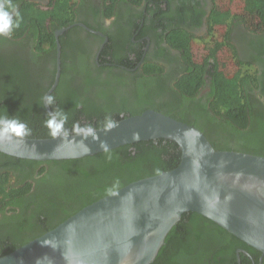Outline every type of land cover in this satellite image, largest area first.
Segmentation results:
<instances>
[{"label": "trees", "instance_id": "16d2710c", "mask_svg": "<svg viewBox=\"0 0 264 264\" xmlns=\"http://www.w3.org/2000/svg\"><path fill=\"white\" fill-rule=\"evenodd\" d=\"M17 1L20 0H14V3ZM247 2L249 6L245 7L239 1L226 0V12L218 10L212 16L215 19H210L214 34L218 33L220 39L225 36L217 28L226 22L225 58L218 54L221 48L218 42L220 45L209 56L214 58V62L206 58L200 65L195 64L189 31L173 30L170 44L181 50L186 67L177 79L176 88L169 89L163 85L160 75L164 71L163 66L147 62L145 72L154 75L147 78L136 75L139 70L137 62L114 53L116 47L111 41L103 51L105 57L101 62L115 65L98 67L90 62L81 67L77 61L79 43L73 42L81 29L75 25L78 10L74 9L73 2L70 0V4L65 6L70 11L67 16L64 13L63 17L54 19L52 14L59 8L58 0H51L49 8L44 9L41 3L39 8L23 0L18 9L22 17L20 27L12 32L14 39L0 35V115L25 122L31 129V134L26 137H51L45 126L48 111L44 95L52 86L57 72L56 31L70 27L59 37L62 45L61 77L51 94L54 100L50 105L53 111L60 109L66 112L65 128L69 133H73V125L77 123L102 128L106 116L117 122L147 109H155L199 127L216 149L264 156V46L256 49L247 47V52L243 50L238 55L230 39L233 38L230 31L244 21V26H255L264 33V0ZM107 55H111L110 61ZM229 59H232V64H229ZM120 65L126 68L118 67ZM128 68L135 71L130 73ZM205 74L213 81L210 105L212 103L215 116H208L203 111L208 109L207 105L199 104L197 99L207 79ZM156 88L162 89L163 93L159 94L167 96V101L158 105L165 106L168 112L153 103L151 93ZM184 105L188 113L179 117L178 106ZM217 117L223 123L216 126L223 131L221 142L210 135L216 129L213 125ZM181 154L179 144L169 139L144 140L93 156L45 163L0 153V210H19L8 223L0 225L1 229L4 224L0 232V257L130 182L176 168ZM14 167L19 171V181L15 184L11 182L13 175L10 171ZM37 176H41L38 190L27 197L33 184L30 180ZM44 182L52 184L53 188L39 186ZM49 192L54 194L49 196ZM207 239L216 242L230 240L233 247L228 250L231 256L229 264H238L235 252L238 244L244 245L257 258V263L263 254L207 217L187 212L171 230L151 264H201L205 250L203 244ZM198 250L199 255L196 254ZM240 256L242 264H251L247 255L240 253ZM214 259L213 264L225 263L216 256Z\"/></svg>", "mask_w": 264, "mask_h": 264}, {"label": "water", "instance_id": "95a60500", "mask_svg": "<svg viewBox=\"0 0 264 264\" xmlns=\"http://www.w3.org/2000/svg\"><path fill=\"white\" fill-rule=\"evenodd\" d=\"M56 31L57 72L62 45ZM99 139L14 138L0 152L40 162L77 159L144 140L179 144L181 161L171 170L135 180L86 205L55 228L0 257V264H151L187 212L199 213L264 254V156L216 149L197 126L147 109L124 117ZM106 142L107 150L100 146Z\"/></svg>", "mask_w": 264, "mask_h": 264}, {"label": "flooded vegetation", "instance_id": "af4514ba", "mask_svg": "<svg viewBox=\"0 0 264 264\" xmlns=\"http://www.w3.org/2000/svg\"><path fill=\"white\" fill-rule=\"evenodd\" d=\"M25 1L34 3L35 7L39 8H41V3L43 4V9L49 8L51 2V0ZM22 3L23 0L16 2L18 9L22 6ZM219 3V0H144L137 4L134 1L125 0V2L119 3L116 8H114L113 15L107 16L103 8L104 0H81L77 3L78 11L75 23V25L81 27V29L79 34H77L78 37L73 38L74 43H79V47L77 45V61L81 67L83 64L88 65L90 62L93 65L95 63L98 67H101L102 64L115 65V63L112 62H101L105 57L102 55L103 51L105 48L107 49L106 46L111 41L116 47V50H113L114 53L116 52V54L127 57L134 63L137 62L136 68H139V70L136 72V75H144L146 78L153 76L154 74L145 72L144 66L147 62L158 63L164 67V71L160 74L163 79V85L169 89H175L177 79L183 73V68L186 67V64L184 63L181 50L172 47L170 44L169 39L173 30L180 31V28L189 31L192 51L193 48L196 49V51L194 50L195 64L200 65L199 63L203 62L206 58L212 62L214 58L209 56L213 55V51L215 48H218L220 44L221 48H219L218 54L223 55V58L226 57V22L224 21L219 24V28H217V31L225 36L220 39L218 33L214 34L215 30L210 24V19H208L211 13L215 14L218 10L223 13L226 12L224 6L219 5ZM244 22L234 27L233 31H230L231 36H233V41L231 42L236 47L238 55H241V51L243 50L247 52V47L256 49L261 45L264 46V33L254 26H244V24H242ZM211 35H215L216 37L218 35V40H214L212 47L203 43V40ZM7 37L11 40L14 39L12 34ZM78 38L79 40H77ZM218 42L220 44H218ZM108 56L109 55H107V57ZM263 56L264 55H262V57ZM110 58L111 55L108 58L109 61ZM217 60L219 62L218 58ZM118 67L126 68L123 65ZM118 67H113L112 69H118ZM105 71L106 70H104V72ZM128 71L132 73L135 69L128 68ZM207 75L208 74H205L207 79L198 92L197 99L199 100V104L207 105L208 109L205 110L201 108L208 116H215L212 103L210 105L213 81L212 77L209 78ZM159 93H163L161 88H156L155 91H152L153 103H157L155 106L161 107L164 112H168L165 106L158 105V103L167 101V96ZM262 102L264 103V98ZM195 104H198V102L196 101ZM193 105L194 102L192 103V106ZM197 108H199V106ZM177 113L179 117H184V115L188 113V108L185 105L178 106ZM124 115L125 114H122L121 116ZM219 119V117L214 118L213 127L218 130L213 129L210 135L214 140L221 142L223 141L221 135L223 131L220 130L221 128L216 127L217 124L223 125ZM10 171L13 175L11 182L14 184L16 182L18 183V169L14 167L11 168ZM39 178H41V176H37L30 180L33 184L31 193L26 194L27 197L32 194V192L34 193L38 190L37 183ZM39 186L43 189H47L48 187H51V189L53 188L52 184L50 185L47 182ZM18 213V209L10 210V208H7L5 210H0V225L2 223H8V221ZM14 220H16V218ZM3 225L0 229L1 233ZM203 246L205 250H203V260L201 264L215 263V256L219 261L225 262L224 264L230 263L231 256L228 250L232 248L233 245L229 239L218 242L207 239L204 240ZM200 250H198L196 254L199 255ZM235 252L238 264H242L240 253L247 255L251 264H264V254L259 257V262L257 263V258H255L242 244L236 245Z\"/></svg>", "mask_w": 264, "mask_h": 264}, {"label": "clouds", "instance_id": "9594fccd", "mask_svg": "<svg viewBox=\"0 0 264 264\" xmlns=\"http://www.w3.org/2000/svg\"><path fill=\"white\" fill-rule=\"evenodd\" d=\"M22 17L18 11L17 4L14 0H0V35L10 36L14 29L19 28ZM54 98L49 95L45 97L47 105L53 103ZM68 116L65 111L57 109L48 113V119L45 121V126L49 129V134L52 138L60 137L61 139L69 136V131L65 128ZM115 126V121L111 116H106L103 124V130H111ZM73 133L76 136H81V141L91 137L93 140H98L99 135L97 129L92 125L81 126L78 123L73 125ZM31 134V129L28 125L18 118H10L8 115H0V141H11L14 138H23ZM100 146L107 150L106 142L101 141Z\"/></svg>", "mask_w": 264, "mask_h": 264}, {"label": "rangeland", "instance_id": "374dc122", "mask_svg": "<svg viewBox=\"0 0 264 264\" xmlns=\"http://www.w3.org/2000/svg\"><path fill=\"white\" fill-rule=\"evenodd\" d=\"M236 1H239L240 3H242V5L243 6H245V7H247V5L249 6V4H248V2H247V0H236ZM58 3H59V8L52 14V16L54 17V19H58V18H60V17H63V14L65 13L66 14V16H67V14L70 12V11H68V10H66L65 9V6L67 5V4H70V0H58ZM248 9H251V6L250 7H248ZM65 17V16H64ZM255 27V26H254ZM217 34V33H216ZM217 37H218V35H217ZM217 37L214 35H211L210 37L208 36L207 37V39L205 38L204 40H203V43H205V44H208L209 46H211L212 47V43L214 42V40H218L217 39ZM230 39H231V41H233L232 40V38L230 37ZM196 51V49H194L193 48V51ZM195 51L193 52V54H195ZM228 55V54H227ZM232 59H229V64H232V61H231ZM235 66V65H234ZM229 68L230 69H232V70H235L236 69V67H232V66H229ZM234 68V69H233ZM1 177H0V181H1ZM54 193H52V192H49L47 195H53Z\"/></svg>", "mask_w": 264, "mask_h": 264}, {"label": "crops", "instance_id": "0c3cea01", "mask_svg": "<svg viewBox=\"0 0 264 264\" xmlns=\"http://www.w3.org/2000/svg\"><path fill=\"white\" fill-rule=\"evenodd\" d=\"M71 1L74 4V9L76 7V10H77V3L81 0H71ZM126 1H134L135 3L139 4L143 2L144 0H126ZM219 1H220L219 5L222 4L226 8V0H219ZM122 2H125V0H104V4H103V8L105 9L104 13H107L106 14L107 16L113 15L114 8H116V6ZM213 15L214 14L211 13L208 19H215V18H212Z\"/></svg>", "mask_w": 264, "mask_h": 264}]
</instances>
